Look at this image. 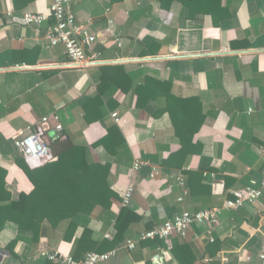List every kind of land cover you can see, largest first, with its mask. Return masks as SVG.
Listing matches in <instances>:
<instances>
[{
	"label": "crops",
	"instance_id": "obj_1",
	"mask_svg": "<svg viewBox=\"0 0 264 264\" xmlns=\"http://www.w3.org/2000/svg\"><path fill=\"white\" fill-rule=\"evenodd\" d=\"M50 4L0 0V168L6 169V188L12 199L33 189L18 159L38 168L30 167L16 149L15 136L41 129L48 143L61 127L60 133L72 141L90 145L106 135L108 126L117 125L125 139L120 154L97 147L89 158L111 162L109 181L119 199L110 210L98 207L82 219L72 241L64 239L66 222L57 228L44 225L37 240L33 232L7 222L0 231V264H55L46 257L53 251L79 261L90 252L76 249L83 226L91 229L92 241H112L129 183L134 188L127 206L132 213L123 224V238L106 248L114 255L99 264H153L155 256L162 257L161 264H180L173 254L178 244L188 245L185 256L176 250L192 264H264V192L253 204L224 208L232 191L264 178V0H221L230 16L217 26L209 15L182 18L177 2L166 11L158 0H71L70 12L79 23L112 33L87 52L94 62L76 68L65 67L62 45H50L46 30L51 20L41 28L20 21L26 12L49 14ZM146 78L169 86L151 90L137 105L135 88ZM168 93L197 99L204 117L193 138L200 153L181 167L164 165L180 149V139L168 113L154 115ZM97 96L102 103L91 117L98 111L102 117L88 124L84 107ZM136 160L145 166L134 171ZM152 169L158 171L154 178ZM213 207L221 208L213 241L209 225H193L185 238L146 240L133 250L126 246L148 227L183 211ZM134 217L138 219L127 222Z\"/></svg>",
	"mask_w": 264,
	"mask_h": 264
},
{
	"label": "trees",
	"instance_id": "obj_2",
	"mask_svg": "<svg viewBox=\"0 0 264 264\" xmlns=\"http://www.w3.org/2000/svg\"><path fill=\"white\" fill-rule=\"evenodd\" d=\"M174 2L182 6L184 19L194 18L198 14L209 15L214 26H217L230 16L228 10L221 6V0H158L160 8L166 11ZM168 86V83L156 81L153 83L151 79L146 78L144 84L135 88L137 105L148 99L151 90L164 91ZM164 100V107L154 115L168 113L174 134L180 139V149L172 153L164 165L181 167L187 163L190 156L200 153L201 145L194 143L193 138L200 129L204 117L199 116L197 108L199 109L200 105L195 98H177L168 93L164 95ZM101 103L99 96L90 98L86 103L84 117L88 124L97 122L102 117L100 111L95 117H91L93 108L96 111V107ZM106 130L105 136L90 145L76 143L65 133L59 132L46 143L52 160L38 168L30 169L23 159H18L16 164L30 180L33 189L29 193L19 194L17 199H12L6 188V169L0 168V231L7 222H12L20 230L33 232L34 240H37L44 225L57 228L62 222H66L64 239L72 241L78 228L82 226V219L88 218L98 207L110 210L112 204L119 199L109 181L112 164L108 161L93 162L89 158L90 150L103 147L107 154L116 156L120 154V149L125 148V139L117 125L108 126ZM186 173L190 177L195 174L200 177V173ZM189 185L191 188V180ZM131 213L128 207L122 206L115 221L116 234L109 242L92 241L91 229L83 226L76 249L79 252H104L107 247L113 248L122 240L125 220ZM130 219L138 218H129L128 223ZM149 229L152 228L148 227L147 230ZM177 248L185 256L190 253L188 245H176L173 254L180 264H192L180 257Z\"/></svg>",
	"mask_w": 264,
	"mask_h": 264
},
{
	"label": "built area",
	"instance_id": "obj_3",
	"mask_svg": "<svg viewBox=\"0 0 264 264\" xmlns=\"http://www.w3.org/2000/svg\"><path fill=\"white\" fill-rule=\"evenodd\" d=\"M70 2L71 0H51L49 14L26 12L22 14L20 21L25 26L41 28L51 20L52 24L46 30L50 45L63 46L67 58L65 67H83L95 61L88 58L87 52L93 49L97 41L107 40L112 36V33L109 29L94 31L88 24L79 23L70 12ZM117 42L119 41L117 40ZM111 117L115 123L119 122L116 113H113ZM56 131L60 132L61 127H57ZM43 132L38 129L13 138L14 146L32 168L42 166L52 160L51 152L46 142L43 141ZM144 166L145 162L136 160L133 164V170L137 171ZM157 175L158 171L152 169L151 178ZM178 180L179 184L184 186L183 178L180 177ZM133 191V185L129 183L123 192L122 206H129ZM263 192L264 178L256 186H246L243 189L232 191L233 198L224 202V208L235 210L243 205L253 204L262 197ZM220 213V207L196 212L183 211L152 229L142 231L136 240H128L126 246L129 250H133L137 243L146 240H168L173 235L185 238L193 225H209V239L213 241V226L218 222ZM113 255L114 251H91L83 259L76 261L70 256L64 257L57 251H53L51 254H46V257L55 264H99L108 261Z\"/></svg>",
	"mask_w": 264,
	"mask_h": 264
},
{
	"label": "water",
	"instance_id": "obj_4",
	"mask_svg": "<svg viewBox=\"0 0 264 264\" xmlns=\"http://www.w3.org/2000/svg\"><path fill=\"white\" fill-rule=\"evenodd\" d=\"M159 58H164V57H159ZM142 60H150V58H145ZM162 263V257L161 256H155L153 264H161Z\"/></svg>",
	"mask_w": 264,
	"mask_h": 264
}]
</instances>
